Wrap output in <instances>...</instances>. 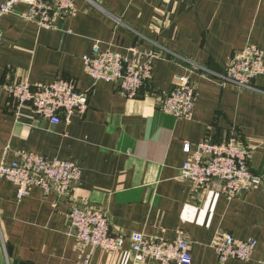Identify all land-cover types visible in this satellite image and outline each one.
Listing matches in <instances>:
<instances>
[{
  "label": "crops",
  "instance_id": "crops-1",
  "mask_svg": "<svg viewBox=\"0 0 264 264\" xmlns=\"http://www.w3.org/2000/svg\"><path fill=\"white\" fill-rule=\"evenodd\" d=\"M89 1L77 0L76 15L52 30L21 19L22 4L0 20V165L26 152L81 166L79 181L62 199L34 188L17 201L15 187L0 180V264H81L69 233L74 206L107 211L112 233L138 232L166 242L183 234L191 244L190 264H259L264 94L223 84L214 74L224 73L247 45L264 53V0ZM95 43L123 56L131 47L156 55L152 81L136 99L88 79L83 57ZM57 78L73 80L88 93L85 115L74 113L69 123L56 125L33 118L30 110L16 117L4 85L51 84ZM180 79L197 93L189 120L159 108ZM253 85L264 92V75ZM230 137L253 149L248 165L262 177L258 188L229 201L216 192L217 184L196 189L179 178L198 143ZM218 235L255 240L251 259L220 263L212 248ZM128 250L127 243L121 254L95 250L89 264H132Z\"/></svg>",
  "mask_w": 264,
  "mask_h": 264
},
{
  "label": "built area",
  "instance_id": "built-area-1",
  "mask_svg": "<svg viewBox=\"0 0 264 264\" xmlns=\"http://www.w3.org/2000/svg\"><path fill=\"white\" fill-rule=\"evenodd\" d=\"M76 1L5 0L0 4V20L22 4L26 10L19 14L21 19L35 23L39 29L52 30L64 17L76 15ZM114 22L121 25L119 20L114 19ZM128 53V56H123L103 50L95 43L91 53L83 57L86 76L92 83L114 85L127 100L136 99L152 81V62L156 55L153 52L141 53L136 47L129 48ZM259 75H264V53L253 45H247L234 55L224 73L214 74V77L223 84L264 94L253 85ZM3 88L17 118L22 116V110H30L33 118L56 125L69 123L74 113L85 115L88 110V93L79 91L70 79L57 78L51 84H31L22 80L6 84ZM196 101L193 84L188 79H180L179 84L161 100L159 108L177 120H189L193 117ZM252 151L233 137L221 142L206 139L195 146L183 163L179 178L196 189L217 184L216 192L231 201L261 185L262 177L253 174L248 165ZM16 157L15 162L0 165V180L5 179L15 187L17 201L34 188L41 189L45 196L62 199L81 176V166L75 162L26 152H18ZM68 220L69 233L75 240L81 264H89L95 250L110 255L121 254L125 243L129 246L127 257L132 264H190L192 261L191 244L183 234L177 235L172 242H166L138 232L128 235L112 233L107 211L103 209L88 210L74 206L68 213ZM212 248L220 263L229 260L247 262L254 253L256 241H236L229 235H218ZM259 264H264V256Z\"/></svg>",
  "mask_w": 264,
  "mask_h": 264
}]
</instances>
